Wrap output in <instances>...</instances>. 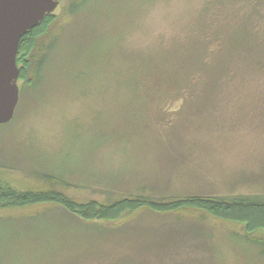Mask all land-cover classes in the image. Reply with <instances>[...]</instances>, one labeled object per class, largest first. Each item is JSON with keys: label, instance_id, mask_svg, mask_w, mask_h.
Listing matches in <instances>:
<instances>
[{"label": "rangeland", "instance_id": "obj_1", "mask_svg": "<svg viewBox=\"0 0 264 264\" xmlns=\"http://www.w3.org/2000/svg\"><path fill=\"white\" fill-rule=\"evenodd\" d=\"M243 6L62 0L27 56L15 116L0 126L2 184L78 203L264 200V71L236 52L215 92L199 87L200 71L231 51ZM0 264H264V232L248 237L195 209L111 224L54 204L6 207Z\"/></svg>", "mask_w": 264, "mask_h": 264}, {"label": "trees", "instance_id": "obj_2", "mask_svg": "<svg viewBox=\"0 0 264 264\" xmlns=\"http://www.w3.org/2000/svg\"><path fill=\"white\" fill-rule=\"evenodd\" d=\"M242 1L244 6L238 11V18L235 20L233 30L228 36L231 41V51L227 54L224 50V53L217 58V63L207 73H204L203 70L200 71L203 74L200 76L199 87L204 93L212 92L213 89L215 92L220 75L223 78L230 76L229 61L234 58L236 52L239 56L242 54V56L253 59V66L256 71H264V0ZM78 8L79 6L74 7V10ZM54 18V14L48 15L43 22L21 39L17 53V65L20 70L19 80L26 77L27 56L33 43L42 32H45ZM219 42V44L226 46L225 42L227 40L222 37ZM201 64L200 67H202ZM45 204L61 206L71 217H76L79 221L111 224L121 222L137 211L142 210L167 215L195 209L215 218L244 225L248 237L258 231L264 232V200L257 196H239L227 200L195 196L180 199L173 198L163 203H157L143 196H136L110 202L109 204L98 201L78 203L56 191H31L19 195L0 181V209ZM250 243L253 245L261 244L256 240H251Z\"/></svg>", "mask_w": 264, "mask_h": 264}, {"label": "water", "instance_id": "obj_3", "mask_svg": "<svg viewBox=\"0 0 264 264\" xmlns=\"http://www.w3.org/2000/svg\"><path fill=\"white\" fill-rule=\"evenodd\" d=\"M60 2L0 0V126L13 120L19 103V43L48 15L54 14Z\"/></svg>", "mask_w": 264, "mask_h": 264}]
</instances>
